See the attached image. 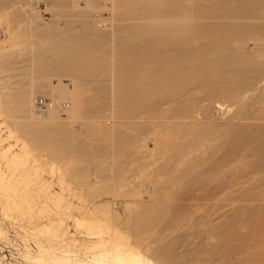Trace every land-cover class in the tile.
<instances>
[{"label": "rangeland", "instance_id": "1", "mask_svg": "<svg viewBox=\"0 0 264 264\" xmlns=\"http://www.w3.org/2000/svg\"><path fill=\"white\" fill-rule=\"evenodd\" d=\"M0 176L25 264H264V0H0Z\"/></svg>", "mask_w": 264, "mask_h": 264}, {"label": "bare ground", "instance_id": "2", "mask_svg": "<svg viewBox=\"0 0 264 264\" xmlns=\"http://www.w3.org/2000/svg\"><path fill=\"white\" fill-rule=\"evenodd\" d=\"M39 90L40 89H38V88L33 89L32 97L34 95L40 94ZM31 107H33V106H31ZM33 111H34V109H33ZM34 114H35V112H34ZM35 116H36V118H49V119H54V120H66L69 117V110L66 114V117H63V118L55 115L54 113H50L46 117L38 116L37 114H35ZM15 126L17 127L18 131H20V132L25 131V129L23 128V123L18 122L15 124ZM14 157L15 156H13V160H14ZM1 176H2V174H1ZM1 176H0V180L2 179ZM84 222H85L84 220H76L75 221V227L76 228L80 227V229L83 227L85 228L86 222L85 223ZM90 233H88V235ZM94 233L92 235L97 236L96 232H94ZM101 233H98L100 237L97 236L99 238V240H98L99 242L95 243L91 248H87V250L89 249L90 251L91 250L98 251L97 254H95L93 257H91L89 260H86V261L82 260L80 258H76L77 256L70 254V252H67V251H62L61 254H58L56 256H48V255L43 254L45 250L43 251L40 249L37 250L38 251L37 255L31 256L29 258V255L27 254L26 255L27 257L26 256L25 257L27 259H29V261H31L32 264H151L149 262V260H146L143 257L135 256L129 250H125L121 245L116 244L111 249H108V247L106 246L108 244H106V242L101 239V237H102ZM95 236H93V237L95 238ZM26 252L29 253V251H26ZM45 252H47V254H48V251H45ZM90 254H92V253H90ZM53 255H55V254H53ZM20 257H21V255H20Z\"/></svg>", "mask_w": 264, "mask_h": 264}, {"label": "built area", "instance_id": "3", "mask_svg": "<svg viewBox=\"0 0 264 264\" xmlns=\"http://www.w3.org/2000/svg\"><path fill=\"white\" fill-rule=\"evenodd\" d=\"M32 106L35 114L46 117L50 113H54L59 117H66L70 108L69 101L55 102L42 96H34L32 98ZM1 229H5L8 233V242H4L0 236V264H25L20 257L23 249V243L19 236L17 226H12L8 222L0 225Z\"/></svg>", "mask_w": 264, "mask_h": 264}]
</instances>
